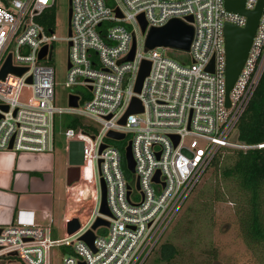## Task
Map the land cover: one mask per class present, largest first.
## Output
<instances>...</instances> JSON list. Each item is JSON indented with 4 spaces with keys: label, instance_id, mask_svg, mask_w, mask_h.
Returning <instances> with one entry per match:
<instances>
[{
    "label": "built area",
    "instance_id": "1",
    "mask_svg": "<svg viewBox=\"0 0 264 264\" xmlns=\"http://www.w3.org/2000/svg\"><path fill=\"white\" fill-rule=\"evenodd\" d=\"M224 1L70 0L68 33L57 36L55 0H0V69L8 54L13 65L26 67L21 74L9 71L0 77V104L7 105L0 107V149L11 142L9 149L53 151L57 117L65 113L82 120L78 126L62 127L71 159L82 155L79 178L65 183L64 235L53 236L51 215L41 224L34 209L19 207L9 223L0 224V264H49L54 246L60 247L63 264H143L219 153L264 146L232 135L264 71V0L244 63L228 92L229 104L224 24L244 26L247 16L227 9ZM257 1L244 0V7L254 8ZM141 13L146 31L174 17L190 23L189 48H176L188 60L164 51L174 47L146 48L144 39L138 45L136 33L144 35ZM60 38L67 42L65 106L53 103L51 59L53 43ZM44 46L45 57L40 58ZM143 59L150 67L136 91ZM24 87L30 94L21 98ZM70 94L78 96L75 106L69 104ZM134 96L142 110L127 112ZM109 131L124 136L111 137ZM128 144L133 171L125 157ZM101 179L109 213L100 210ZM85 199L92 203L81 221L75 213L78 204L72 203ZM74 216L79 227L69 233L66 223ZM97 217L108 224L92 229L89 244L81 235Z\"/></svg>",
    "mask_w": 264,
    "mask_h": 264
},
{
    "label": "rangeland",
    "instance_id": "2",
    "mask_svg": "<svg viewBox=\"0 0 264 264\" xmlns=\"http://www.w3.org/2000/svg\"><path fill=\"white\" fill-rule=\"evenodd\" d=\"M114 0H107L113 4ZM68 9L69 0H55L56 25L54 32L57 36H66L68 33ZM137 43L143 45L144 35L136 33ZM162 48L160 47V50ZM169 54L188 60V55L174 47L171 51L164 50ZM51 63L54 67L55 105H67V93L65 87L67 42L60 38L54 41ZM30 89L24 87L20 97H27ZM61 113L58 117L64 116ZM59 124L55 134L54 153L56 155L55 168V203L53 224V236H63L65 232L63 215L66 166L72 158L69 149V141L62 133ZM234 139L236 129L232 131ZM129 138L126 135L121 142L125 144ZM235 149H225L218 154L217 161L206 170L205 175L191 191L176 217L164 231L149 256L143 264H262L260 258L264 256V249L251 247L241 236L239 225L240 212L237 211L242 203L241 190L234 181L223 179L221 170L227 163L234 160ZM132 176V173H131ZM63 195V196H62ZM59 198H58V197ZM91 200L73 202L78 204L75 213L85 220L87 210L91 206ZM264 210V204L263 208ZM172 242L180 250L171 260H163L159 257L160 244ZM49 264H63V254L60 247L51 248Z\"/></svg>",
    "mask_w": 264,
    "mask_h": 264
},
{
    "label": "water",
    "instance_id": "3",
    "mask_svg": "<svg viewBox=\"0 0 264 264\" xmlns=\"http://www.w3.org/2000/svg\"><path fill=\"white\" fill-rule=\"evenodd\" d=\"M70 2V0H69ZM224 5L229 10L238 11L246 14L247 22L244 26H237L235 24L226 22L224 24V37H225V53H226V68H225V77H226V103L229 104L228 92L232 87L247 55L248 49L250 47L253 35L255 33L258 20L261 14L263 0H258L255 7L251 9H246L244 7V0H225ZM70 15V7L68 9ZM139 22L141 25V31L144 33V45L146 48H153L155 46H170L180 49H188L192 34L193 27L190 23H187L180 18H171L165 24L160 26H150L146 31V20L141 13L139 16ZM191 19V16H188ZM135 50V38H133L132 47L130 52L127 55V58L131 59ZM46 53V46H44L39 51V57L44 58ZM213 59L211 60L208 68L212 69ZM150 67V61L148 59H143L138 71L135 90L139 91L144 76L148 73ZM26 67L16 66L11 63V56L8 54L6 60L4 61L0 69V77H4L5 74L9 71L16 72L21 74L24 72ZM30 81V77L27 79ZM78 96L75 94H70L69 104L75 106L77 104ZM0 107L7 109V105L0 104ZM142 110L140 100L134 96L130 103V106L127 112ZM125 116L122 117L121 121L125 122ZM108 135L115 138H122L124 136L123 132L118 131H109ZM177 138L175 139V143ZM103 144L100 146V149L103 148ZM11 147V142L9 148ZM125 157L127 161V167L133 171L134 170V159L132 156L130 145L128 144L125 148ZM82 161V155L77 159L70 160V164L66 169V183L70 184L73 181L79 178V166L78 163ZM157 178V175L155 176ZM101 205L100 210L104 213H109V208L106 202V190L105 184L101 179ZM100 224H108V220L102 217H97L92 227L88 229L81 238L84 239L89 244H92L94 238L93 230ZM67 231L69 233L74 232L79 227V222L77 217H72L66 223ZM15 253V252H13Z\"/></svg>",
    "mask_w": 264,
    "mask_h": 264
},
{
    "label": "trees",
    "instance_id": "4",
    "mask_svg": "<svg viewBox=\"0 0 264 264\" xmlns=\"http://www.w3.org/2000/svg\"><path fill=\"white\" fill-rule=\"evenodd\" d=\"M52 18V17H51ZM82 120L69 114L57 117L55 131L59 124L78 126ZM236 137L248 144L264 142V71L259 83L236 126ZM217 158L213 161L215 163ZM212 163V164H213ZM223 179L234 181L241 190L242 203L239 225L241 236L251 247L264 249V146L247 149H235L234 160L221 170ZM180 254L178 247L172 242L160 244L159 257L171 260ZM264 264V256L260 258Z\"/></svg>",
    "mask_w": 264,
    "mask_h": 264
},
{
    "label": "crops",
    "instance_id": "5",
    "mask_svg": "<svg viewBox=\"0 0 264 264\" xmlns=\"http://www.w3.org/2000/svg\"><path fill=\"white\" fill-rule=\"evenodd\" d=\"M55 168L54 150L0 149V224L9 223L19 207L34 209L41 224L51 215L54 224Z\"/></svg>",
    "mask_w": 264,
    "mask_h": 264
}]
</instances>
